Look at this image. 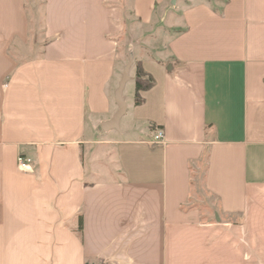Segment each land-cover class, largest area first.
<instances>
[{"label":"crops","instance_id":"obj_1","mask_svg":"<svg viewBox=\"0 0 264 264\" xmlns=\"http://www.w3.org/2000/svg\"><path fill=\"white\" fill-rule=\"evenodd\" d=\"M27 4L0 0V264H264V0H44L20 60Z\"/></svg>","mask_w":264,"mask_h":264},{"label":"rangeland","instance_id":"obj_2","mask_svg":"<svg viewBox=\"0 0 264 264\" xmlns=\"http://www.w3.org/2000/svg\"><path fill=\"white\" fill-rule=\"evenodd\" d=\"M27 3L32 19L30 51L29 54L19 53L18 55L20 60H25L28 58L39 56L42 48L41 39H42V16H43L44 0H27ZM134 65H136V61H134ZM131 87H132V83L129 82L126 88V96H128Z\"/></svg>","mask_w":264,"mask_h":264},{"label":"water","instance_id":"obj_3","mask_svg":"<svg viewBox=\"0 0 264 264\" xmlns=\"http://www.w3.org/2000/svg\"><path fill=\"white\" fill-rule=\"evenodd\" d=\"M176 1L177 0H171V3L176 4ZM131 63H132V60L130 61V63L125 68V71L123 73L122 79H121L120 84H119V87H118L116 94H115L116 102L118 104L119 109L111 120L104 122L102 124V127L104 130H109V129H114V128L118 129L119 128V121L126 111V104H125V101L123 98V91H124L125 84L127 83L128 79H129V69H130ZM87 264H94V263H87Z\"/></svg>","mask_w":264,"mask_h":264},{"label":"trees","instance_id":"obj_4","mask_svg":"<svg viewBox=\"0 0 264 264\" xmlns=\"http://www.w3.org/2000/svg\"><path fill=\"white\" fill-rule=\"evenodd\" d=\"M154 83V78L143 69L140 63H137L135 72V103L137 105L143 102L141 92L152 88Z\"/></svg>","mask_w":264,"mask_h":264},{"label":"built area","instance_id":"obj_5","mask_svg":"<svg viewBox=\"0 0 264 264\" xmlns=\"http://www.w3.org/2000/svg\"><path fill=\"white\" fill-rule=\"evenodd\" d=\"M163 140V132L159 131L153 139V143H161ZM31 160L29 158L20 156L19 157V167L23 170H32L31 164H30Z\"/></svg>","mask_w":264,"mask_h":264}]
</instances>
